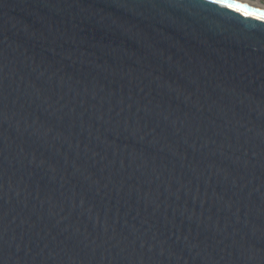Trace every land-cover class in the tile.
I'll list each match as a JSON object with an SVG mask.
<instances>
[{"label": "water", "instance_id": "1", "mask_svg": "<svg viewBox=\"0 0 264 264\" xmlns=\"http://www.w3.org/2000/svg\"><path fill=\"white\" fill-rule=\"evenodd\" d=\"M0 264H264V22L0 0Z\"/></svg>", "mask_w": 264, "mask_h": 264}, {"label": "snow or ice", "instance_id": "2", "mask_svg": "<svg viewBox=\"0 0 264 264\" xmlns=\"http://www.w3.org/2000/svg\"><path fill=\"white\" fill-rule=\"evenodd\" d=\"M209 2L213 4H218L222 7L229 8L237 12H241L245 16H251L255 19L264 22V12H261L257 9H252L244 5L235 4L230 2V0H209Z\"/></svg>", "mask_w": 264, "mask_h": 264}, {"label": "bare ground", "instance_id": "3", "mask_svg": "<svg viewBox=\"0 0 264 264\" xmlns=\"http://www.w3.org/2000/svg\"><path fill=\"white\" fill-rule=\"evenodd\" d=\"M235 1H238V2H241V3H244V4H247V5H250V6H253V7H256V8L264 10V6L263 5H260L259 3H256V2H253V1H250V0H235Z\"/></svg>", "mask_w": 264, "mask_h": 264}, {"label": "rangeland", "instance_id": "4", "mask_svg": "<svg viewBox=\"0 0 264 264\" xmlns=\"http://www.w3.org/2000/svg\"><path fill=\"white\" fill-rule=\"evenodd\" d=\"M264 6V0H250Z\"/></svg>", "mask_w": 264, "mask_h": 264}]
</instances>
